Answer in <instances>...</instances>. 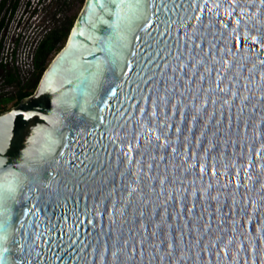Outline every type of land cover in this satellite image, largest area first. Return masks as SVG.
Here are the masks:
<instances>
[{
	"label": "water",
	"instance_id": "water-1",
	"mask_svg": "<svg viewBox=\"0 0 264 264\" xmlns=\"http://www.w3.org/2000/svg\"><path fill=\"white\" fill-rule=\"evenodd\" d=\"M0 185V264H264V0H86Z\"/></svg>",
	"mask_w": 264,
	"mask_h": 264
},
{
	"label": "trees",
	"instance_id": "trees-1",
	"mask_svg": "<svg viewBox=\"0 0 264 264\" xmlns=\"http://www.w3.org/2000/svg\"><path fill=\"white\" fill-rule=\"evenodd\" d=\"M81 1V8L79 12L73 16H69L67 21L61 22V24H55L46 32V34L38 42L36 54H35V65L36 70L31 78L26 81H18L19 94L12 103L17 104L25 96L31 95L37 89L40 80L50 65L55 56L65 46L71 33L72 27L79 15L86 0ZM3 65V64H0ZM5 79L8 84L15 83L18 75L12 70L8 69L4 65ZM17 83V82H16ZM12 97L4 96L0 94V113L9 109L10 100ZM12 105V106H13Z\"/></svg>",
	"mask_w": 264,
	"mask_h": 264
},
{
	"label": "built area",
	"instance_id": "built-area-1",
	"mask_svg": "<svg viewBox=\"0 0 264 264\" xmlns=\"http://www.w3.org/2000/svg\"><path fill=\"white\" fill-rule=\"evenodd\" d=\"M46 32L39 33L35 21L14 25L8 31L0 27V64L12 69L23 81L31 78L36 70L37 45Z\"/></svg>",
	"mask_w": 264,
	"mask_h": 264
},
{
	"label": "flooded vegetation",
	"instance_id": "flooded-vegetation-1",
	"mask_svg": "<svg viewBox=\"0 0 264 264\" xmlns=\"http://www.w3.org/2000/svg\"><path fill=\"white\" fill-rule=\"evenodd\" d=\"M53 1L54 0H0V27L8 31L14 25H19L21 23L30 24L32 21L38 19L41 13L43 16L44 9H49V7L52 6ZM63 1L64 4L68 5V0ZM68 18L69 16L66 14L62 22L67 21ZM4 70V65H0V94L12 97L9 106V108H11L13 105L12 103L15 101L14 98H16L19 94L17 84L19 80L21 81V78L18 76V79L15 80L17 83L8 84L4 76Z\"/></svg>",
	"mask_w": 264,
	"mask_h": 264
},
{
	"label": "rangeland",
	"instance_id": "rangeland-1",
	"mask_svg": "<svg viewBox=\"0 0 264 264\" xmlns=\"http://www.w3.org/2000/svg\"><path fill=\"white\" fill-rule=\"evenodd\" d=\"M63 2V0H54L52 6L49 7V9H44L43 16L41 15L42 13L40 11V16L38 17V19L35 20L39 33L44 34L46 30L52 27L53 25L61 24L66 14H68V16H73L74 14L79 12L81 8L80 0H68V5L64 4Z\"/></svg>",
	"mask_w": 264,
	"mask_h": 264
},
{
	"label": "snow or ice",
	"instance_id": "snow-or-ice-1",
	"mask_svg": "<svg viewBox=\"0 0 264 264\" xmlns=\"http://www.w3.org/2000/svg\"><path fill=\"white\" fill-rule=\"evenodd\" d=\"M0 190H5V186L4 185H0ZM6 190L8 191H13L14 189L12 188V184L11 182L9 183V185L7 186Z\"/></svg>",
	"mask_w": 264,
	"mask_h": 264
}]
</instances>
